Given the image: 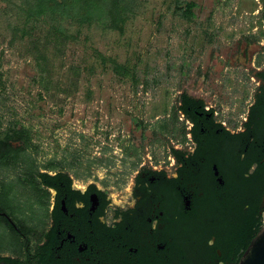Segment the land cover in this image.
I'll use <instances>...</instances> for the list:
<instances>
[{"label":"rangeland","instance_id":"rangeland-1","mask_svg":"<svg viewBox=\"0 0 264 264\" xmlns=\"http://www.w3.org/2000/svg\"><path fill=\"white\" fill-rule=\"evenodd\" d=\"M113 1L121 16L81 23L0 0V140L23 151L0 167V209L15 221L44 217L27 183L37 173H69L125 201L139 166L166 159L162 117L178 115L176 144L189 148L183 95L243 130L262 85L264 0ZM10 238L0 220V246Z\"/></svg>","mask_w":264,"mask_h":264},{"label":"flooded vegetation","instance_id":"flooded-vegetation-1","mask_svg":"<svg viewBox=\"0 0 264 264\" xmlns=\"http://www.w3.org/2000/svg\"><path fill=\"white\" fill-rule=\"evenodd\" d=\"M198 101L196 108L188 107L193 116L183 112L182 101L177 108L190 125L189 148L176 144L178 115L162 117L166 159L139 166L125 201L69 173L30 178L32 196L39 197L35 207L43 208L44 217L35 214L31 223H22L0 210L11 235L0 246V264H239L248 247L235 224L241 213L226 203L234 195L231 183L244 176L239 161L229 157V142L248 132L250 111L243 130L234 132ZM254 140L251 135L245 150L236 151L240 160Z\"/></svg>","mask_w":264,"mask_h":264},{"label":"trees","instance_id":"trees-1","mask_svg":"<svg viewBox=\"0 0 264 264\" xmlns=\"http://www.w3.org/2000/svg\"><path fill=\"white\" fill-rule=\"evenodd\" d=\"M88 1V2H86ZM113 1V0H112ZM195 4L187 3V7L183 14L194 16L192 8ZM31 11L36 17L51 15L60 17L62 19H76L81 23L92 22L94 20L110 22L113 17H119L122 14V9L118 3H111V0H34V5ZM72 11V12H71ZM115 21V20H114ZM258 78L262 85L259 88L255 103L250 110V121L246 125L248 132L239 137H232L229 142V157L235 161H239V166L244 176L240 182L231 183L234 189V195L230 196L227 201V207L233 205L240 210L238 220L235 219V224L240 226V234L245 241V247L249 246L253 238L257 235L264 225L263 217L260 215L261 203L264 193V71L258 73ZM183 103L182 110L188 116H193V109L201 102L195 100L188 95L181 97ZM188 107H192L189 110ZM18 139L29 140L27 132L22 130L17 133ZM251 135L255 140L250 143L248 154L244 160H240L236 151L245 150L249 144ZM254 148H257L255 151ZM238 150V151H239ZM252 152L251 155L249 152ZM257 153V155H255ZM23 151L21 149H14L11 145V139L0 140V167L17 164L22 160ZM181 162L187 160L182 153L180 156ZM254 164L258 167L250 177L245 174ZM32 177V171L30 173ZM41 177H48L46 173H37ZM62 174H59L61 176ZM245 207L248 209L245 210ZM7 212L5 208L0 209ZM233 220V219H232ZM248 248V247H247Z\"/></svg>","mask_w":264,"mask_h":264},{"label":"water","instance_id":"water-1","mask_svg":"<svg viewBox=\"0 0 264 264\" xmlns=\"http://www.w3.org/2000/svg\"><path fill=\"white\" fill-rule=\"evenodd\" d=\"M239 264H264V225L249 244Z\"/></svg>","mask_w":264,"mask_h":264}]
</instances>
